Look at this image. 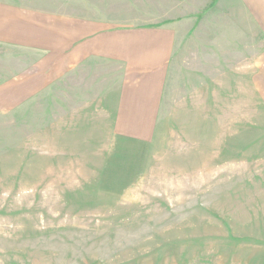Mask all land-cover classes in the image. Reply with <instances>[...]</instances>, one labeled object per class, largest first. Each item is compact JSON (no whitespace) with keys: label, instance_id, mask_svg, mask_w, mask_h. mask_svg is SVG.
Segmentation results:
<instances>
[{"label":"rangeland","instance_id":"1","mask_svg":"<svg viewBox=\"0 0 264 264\" xmlns=\"http://www.w3.org/2000/svg\"><path fill=\"white\" fill-rule=\"evenodd\" d=\"M90 1L174 26L156 129L112 137L108 114L78 122L102 111L75 98L66 108L65 94L54 111L48 97L22 105L18 77L33 58L0 41V264H264L263 3ZM81 82L95 96L92 78Z\"/></svg>","mask_w":264,"mask_h":264},{"label":"crops","instance_id":"2","mask_svg":"<svg viewBox=\"0 0 264 264\" xmlns=\"http://www.w3.org/2000/svg\"><path fill=\"white\" fill-rule=\"evenodd\" d=\"M257 1L264 8V0ZM64 3V8L51 11L29 3L24 8L0 4V41L32 52L27 57L33 60L25 68L31 67L19 73L18 79L24 81L17 100L29 106L31 101L48 97L54 111L60 95L65 94L66 108L75 98L82 110L91 106L102 111V115L90 112L82 118L76 116V121L104 124L108 114L112 137H151L177 49L174 26L137 24L121 11L117 16L103 15L101 8L91 7L94 3L90 0H82L81 10L71 0ZM74 78H82L80 87L92 78L95 96L78 92ZM63 80H70L66 88ZM106 84L108 88H104ZM86 115L90 118L85 119Z\"/></svg>","mask_w":264,"mask_h":264}]
</instances>
